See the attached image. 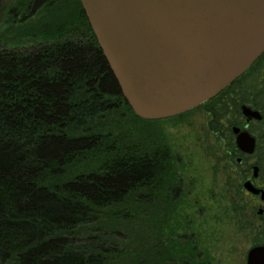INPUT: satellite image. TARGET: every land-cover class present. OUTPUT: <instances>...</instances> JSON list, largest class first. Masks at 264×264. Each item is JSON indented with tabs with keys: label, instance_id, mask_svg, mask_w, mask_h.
I'll list each match as a JSON object with an SVG mask.
<instances>
[{
	"label": "trees",
	"instance_id": "obj_1",
	"mask_svg": "<svg viewBox=\"0 0 264 264\" xmlns=\"http://www.w3.org/2000/svg\"><path fill=\"white\" fill-rule=\"evenodd\" d=\"M2 1L0 39L32 46L0 45V264H199L177 236L183 177L156 128L180 116L132 112L79 0ZM243 106L261 117L247 131L264 175V54L200 106L231 150Z\"/></svg>",
	"mask_w": 264,
	"mask_h": 264
},
{
	"label": "water",
	"instance_id": "obj_2",
	"mask_svg": "<svg viewBox=\"0 0 264 264\" xmlns=\"http://www.w3.org/2000/svg\"><path fill=\"white\" fill-rule=\"evenodd\" d=\"M79 2L121 95L143 120L201 106L264 54V0ZM241 110L247 120L261 118ZM233 134L241 152H254L249 133ZM244 188L260 193L249 181ZM246 264H264V247L251 249Z\"/></svg>",
	"mask_w": 264,
	"mask_h": 264
},
{
	"label": "rangeland",
	"instance_id": "obj_3",
	"mask_svg": "<svg viewBox=\"0 0 264 264\" xmlns=\"http://www.w3.org/2000/svg\"><path fill=\"white\" fill-rule=\"evenodd\" d=\"M12 4L13 0L1 3L5 12ZM4 18L5 15L0 14V35L7 27L3 25ZM2 37L0 45L15 46L17 50L32 46L8 33ZM207 119L203 111L197 110L174 122L156 125L171 146L183 177V194L179 199L182 205L178 211L182 228L177 236L186 231L188 214L195 213L192 228L201 235V245L210 264H246L247 251L262 240L255 236L258 222L252 220L250 224L248 207L245 215H241L243 206L248 205L244 203L247 197L241 192L243 179L237 175L235 165L229 162V141L211 135L206 128ZM196 213H202V218Z\"/></svg>",
	"mask_w": 264,
	"mask_h": 264
},
{
	"label": "flooded vegetation",
	"instance_id": "obj_4",
	"mask_svg": "<svg viewBox=\"0 0 264 264\" xmlns=\"http://www.w3.org/2000/svg\"><path fill=\"white\" fill-rule=\"evenodd\" d=\"M192 110H190L192 112L188 111V112H190L189 114H191L197 110H201L204 112V108L200 107V106L197 108H194ZM186 113L187 112L183 113V115L180 114L178 116H180V118H183L185 115H187ZM206 116L208 118L207 114H206ZM180 118L170 120V122H174L176 120H179ZM250 121L251 120H247V118L244 117L242 114V118H241V125L242 126L231 127L232 134H233V128H238L240 131H246L248 133L247 128H248V124ZM206 128H207V131L211 135H213L208 129V119H207V123H206ZM249 135L251 136V134H249ZM235 137L236 136L233 134L234 149H232V150L230 149L231 145L229 142L230 151H228V158H229V162H232L235 165V168L237 170V172H236L237 175L243 179L242 186H241L242 187L241 192L248 199V201L244 202L248 205H245L246 207L243 206L244 211L241 212V215L242 216L245 215V208L248 207L250 210V218H251L250 224L252 223V220H253V223H254V221L258 222V225H256V229L254 230L256 233L255 236L257 237V239L262 237V240L260 242H258L256 245L252 246L247 251V254H246V263H247V255L251 249L256 248V247H264V201L261 199V193L262 192L264 193V175L261 174L259 168L256 165V159L254 157V152L252 154H246V153L241 152L236 146ZM220 140L224 141L225 139H224V137L220 136ZM254 151H255V149H254ZM246 181H249L255 189L260 191V193L257 195H254V194L250 193L249 191H247L244 188V183ZM181 190L183 191V188H181ZM234 210H235V208H234ZM194 215H195V213L193 214V216H192V214H190V215L188 214V216H187L188 222H186V226H185L187 229L183 234L179 235L178 237H182L184 242L188 245L189 250L191 252H194L193 255L190 254L188 256L189 259H192V257L194 256L195 259L199 261V264H210L211 263L210 259L208 258L207 254L205 253V251L203 250L202 245H201V235L199 233L195 232L192 228V226H195L194 218H192V217H194ZM197 217L202 218V213L200 215H198ZM244 220H246V218H244Z\"/></svg>",
	"mask_w": 264,
	"mask_h": 264
}]
</instances>
